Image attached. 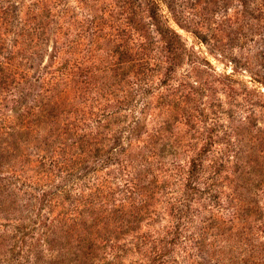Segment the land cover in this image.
<instances>
[{
  "label": "rangeland",
  "instance_id": "1",
  "mask_svg": "<svg viewBox=\"0 0 264 264\" xmlns=\"http://www.w3.org/2000/svg\"><path fill=\"white\" fill-rule=\"evenodd\" d=\"M154 1L161 28L179 36L172 50L148 0H0V179L13 177L0 182V231L47 218L36 244L78 208L63 241L71 264H264V0ZM19 21L43 28L41 54L35 34L23 44ZM20 49L35 58L28 80L11 59ZM99 118L92 140L80 126ZM97 147L101 164L78 171ZM49 151L59 163L36 162ZM57 186L70 198L52 199ZM43 240L37 252L51 261L55 243ZM22 256L17 264H36Z\"/></svg>",
  "mask_w": 264,
  "mask_h": 264
},
{
  "label": "trees",
  "instance_id": "2",
  "mask_svg": "<svg viewBox=\"0 0 264 264\" xmlns=\"http://www.w3.org/2000/svg\"><path fill=\"white\" fill-rule=\"evenodd\" d=\"M50 1V0H49ZM164 1H168V0H164ZM52 3V2H51ZM149 7V10L151 12V18L154 20V24L157 26V31L166 39H168L167 42V49L169 48V50H172V46L175 44H179V36L178 34L171 30L169 27L166 28H161V24L158 21L157 18V13H156V9L158 7L157 2H155L154 0H148L147 2ZM46 7L48 8L49 13H51L52 8L54 7V3L52 4H45ZM9 9V8H8ZM5 9L4 13L9 15L11 18V13L10 10ZM121 15V13H120ZM132 20L134 21V28L135 30L141 34V36L143 38H145V40L149 39V30L147 31L146 25L144 24V22L142 20H139L135 17L132 18ZM10 21V20H9ZM13 23V21H12ZM40 24L34 23L33 26H31L30 24H25L23 23L21 25V21H19V23L17 24V27L21 26V35L23 37H25V42L23 44H26L27 42H31V36H33L34 34L37 37V40L35 41V45L31 46L34 49H37L38 55L41 54V52L43 51V46H44V42L41 39V35H43L45 32L44 30H42L43 28L41 26H39ZM39 26V27H38ZM74 43V42H72ZM7 42L5 39L2 38V36L0 35V48H2L3 50L7 48L6 46ZM146 44V43H145ZM31 44H28V46H30ZM79 45V44H78ZM29 52L26 49H20V51H17V57H13L11 59L14 60L15 64L14 67L15 69H17V71H20L22 78H26L27 80L29 79V77L31 76V71L34 70L35 66H34V60L35 58L33 56H31L30 54H28ZM18 57H20V59L18 60ZM75 58H65L64 61L68 62L71 60H74ZM78 59H75V62H77ZM69 65L68 63H60V66L58 67V72H60L59 77H65L67 75V71H68ZM0 69H4L7 70V68L4 65V62L0 61ZM20 73H17L18 75H20ZM27 84H32V81L29 80L27 82ZM61 85H65L62 82V79H60V81L57 82L56 86H61ZM112 114V112H111ZM113 115V114H112ZM83 121V120H80ZM6 123L10 124L9 120H6ZM103 121H101V119L99 118V120H96L93 124H87V123H83L80 128L82 130H86L89 131L88 132V136H90L92 138V140L96 139L97 136V131L100 130V128L103 127L102 125ZM80 138H84L82 136H80ZM115 141L119 140V138L117 136H115V138H113ZM104 149V147H103ZM102 149V150H103ZM101 152V147H97L94 150V153H90L88 151H83L85 157H86V161L82 164L81 167H78L77 170L79 171V169L81 170H85V169H89V168H96L99 164H101L99 161L96 160V157L100 154ZM51 153L50 151L48 153L41 155H38V159L36 160L37 163H40L42 166H52V165H56L57 163H59V160H56L53 156V153ZM72 169V168H71ZM90 171V170H88ZM197 166L195 163H193L191 165V167L189 168V171L187 172V177H186V184L185 186L187 188H191L193 187L194 184L193 181H195V179L197 178ZM65 182L67 183L66 185H68V183H70V177L75 176V174H73L72 172H67L65 174ZM10 178H1L0 182H4V181H11ZM10 184V182H9ZM108 182H103L101 184H98L96 186V191L99 192L101 195H103L102 193L106 192L107 189H111L110 186H108ZM7 185V184H6ZM100 185V186H99ZM195 189V188H194ZM47 194L49 195H53L54 197L52 199H54L55 197H58L57 199L60 198V196H64V198L67 200L69 199V189L61 187V190L59 189V186H57L54 190L51 189L49 192H47ZM12 196H15V193H12ZM43 196H46L43 195ZM91 196V195H90ZM11 201V200H10ZM9 201V203H10ZM85 202V204L89 205L85 200H82ZM12 203H16L15 201H11ZM52 202V201H50ZM11 204V203H10ZM182 204V203H181ZM180 204V205H181ZM12 205V204H11ZM177 206L176 207V211L180 213V211H182V206ZM90 206V205H89ZM5 207V212L8 213L10 211V206H8V203L6 205H4ZM13 210V209H12ZM80 212H78V208H73L72 211L70 213L63 212L61 214H58L56 218L52 219L50 221V224L54 227V230L52 232H45V234H41L39 239L37 240L38 242L36 244H34L33 240H34V232L37 230V228H42V227H47V223L49 221V219H40L38 215H34L31 214L28 217H22L19 220V223H17L16 225H6L5 229L0 231V254H3L2 257L5 258V262H7L8 264H17V262L19 263V261L24 258V256H22V253H24V251L27 252L28 258H30V260L34 261L36 264L45 262V264H71L72 262H76V260L71 261L69 258L70 254H74L73 250H71L66 243L64 244L63 241H66L67 236L65 235V229L68 226L67 222L69 221H74L77 218H81V215L79 217H75L76 215H78ZM20 216H22V213L20 214ZM98 218L96 217H92L89 219V221L91 220H96ZM63 222V223H62ZM87 221H85L86 224ZM6 228H9V230H6ZM58 234L57 238H49L50 235H55ZM179 234V233H178ZM43 237L44 240L42 239ZM44 241L45 243H48L49 245L55 243L54 246H51V248H49V251L51 253H49V259H51V261H42V257H41V252H37L39 246L41 245V241ZM12 241V243H11ZM11 243V244H10ZM28 247V248H25ZM61 247V253L59 256H57V258H54L53 256V252L57 251L59 248ZM37 252V253H35ZM9 256V257H8ZM146 255H144L145 257ZM160 255H156L154 257V260H156ZM52 258H54V262H52ZM56 260V261H55ZM44 264V263H43Z\"/></svg>",
  "mask_w": 264,
  "mask_h": 264
}]
</instances>
